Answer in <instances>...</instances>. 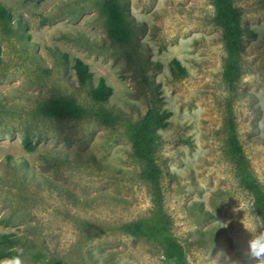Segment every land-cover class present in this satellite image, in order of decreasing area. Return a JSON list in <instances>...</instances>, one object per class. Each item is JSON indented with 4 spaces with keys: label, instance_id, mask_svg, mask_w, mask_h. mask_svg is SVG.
Instances as JSON below:
<instances>
[{
    "label": "rangeland",
    "instance_id": "obj_1",
    "mask_svg": "<svg viewBox=\"0 0 264 264\" xmlns=\"http://www.w3.org/2000/svg\"><path fill=\"white\" fill-rule=\"evenodd\" d=\"M103 1L0 0L14 25L8 33L0 23V239L25 236L0 242V253L22 250L24 264H118L125 255L168 264L158 243L121 230L158 208L157 187L142 178L129 135L156 106L172 113L157 147L172 232L189 264H234L251 238L243 224L263 227L229 151L228 123L232 111L264 188V0H234L245 32L233 86L214 0H119L126 43L109 35ZM77 59L89 65L91 82L78 79ZM174 60L184 74L173 71ZM101 78L113 87L106 103L91 96ZM51 98L87 113L45 116L40 109ZM27 135L37 144L32 151Z\"/></svg>",
    "mask_w": 264,
    "mask_h": 264
},
{
    "label": "trees",
    "instance_id": "obj_2",
    "mask_svg": "<svg viewBox=\"0 0 264 264\" xmlns=\"http://www.w3.org/2000/svg\"><path fill=\"white\" fill-rule=\"evenodd\" d=\"M216 8V23L223 30V38L227 50V63L224 72L226 81L233 86L239 79L240 62L244 45V28L242 13L234 0H214ZM102 11L107 17L108 31L114 40L126 43L130 36L126 11L119 0H104ZM0 23L3 29L10 33L14 29L12 11L0 3ZM173 71L184 74L185 68L178 60H174ZM78 79L82 84L93 80L94 74L89 65L82 59H77L74 65ZM113 94V87L104 78L92 88L91 96L99 103H106ZM40 112L49 117L79 118L87 113V109L73 101L62 98H51L41 107ZM231 115V116H230ZM172 116L169 110H160L156 106L148 109L146 114L129 127V135L133 143L135 155L144 163L142 178L157 187L159 198L158 208L154 215L140 220L125 223L121 230L138 237L153 240L162 248L164 258L168 264H189L187 254L182 243L174 236L171 224L161 206L160 181L162 169L157 161V147L161 140L160 130L168 126ZM24 146L32 151L37 144H32L27 135ZM229 151L236 161L237 173L242 186L252 195L254 203L263 220L264 227V188L254 174L249 162L244 157L243 146L239 140L232 111L229 113L228 123ZM264 230V229H263ZM24 235L12 233L2 235V244L14 245L21 243ZM18 249H7L0 253V257L12 258Z\"/></svg>",
    "mask_w": 264,
    "mask_h": 264
},
{
    "label": "clouds",
    "instance_id": "obj_3",
    "mask_svg": "<svg viewBox=\"0 0 264 264\" xmlns=\"http://www.w3.org/2000/svg\"><path fill=\"white\" fill-rule=\"evenodd\" d=\"M199 155V154H198ZM174 171H176L174 169ZM183 174V170H180ZM205 210L212 211L207 205V195L204 197ZM245 229L251 234V238L247 240L246 250L242 258L234 261V264H264V227H253L252 222L246 221L244 224ZM3 264V262H0ZM8 264H24L23 251L20 250L16 256L10 258ZM118 264H136L134 259L128 256L118 258Z\"/></svg>",
    "mask_w": 264,
    "mask_h": 264
}]
</instances>
